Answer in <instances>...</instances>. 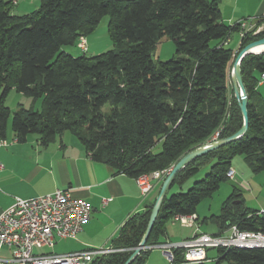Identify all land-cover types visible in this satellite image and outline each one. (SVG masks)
<instances>
[{
	"label": "trees",
	"instance_id": "16d2710c",
	"mask_svg": "<svg viewBox=\"0 0 264 264\" xmlns=\"http://www.w3.org/2000/svg\"><path fill=\"white\" fill-rule=\"evenodd\" d=\"M13 8L12 0H0V136L7 137L11 129L22 143L36 133L48 147L70 132L93 161L137 178L173 167L217 132L223 139L243 127L232 66L245 45L264 37V29L247 32L238 50L228 48L232 34L241 32V22L225 23L220 0H40V7L25 15L13 14ZM106 16L113 50L94 57L64 51L94 33ZM262 24L264 19L258 26ZM165 38L174 41L175 57L154 61ZM241 71L249 97L248 131L178 173L172 187L209 168L186 192L168 197V191L147 248L132 264H146L152 247L167 236L173 216L197 214L201 201L229 180L235 156L244 157L253 172L264 171V100L256 90L264 53L244 57ZM12 90L32 98L33 105L12 112L6 105ZM38 100L39 111L34 107ZM159 141L162 151L153 154ZM154 203L125 221L112 241V252L89 264H125L146 231ZM205 222L217 226V234L232 226L264 233V214L245 209L236 189L220 215ZM217 252L218 263L264 264V248ZM183 253L173 250L170 264H186Z\"/></svg>",
	"mask_w": 264,
	"mask_h": 264
},
{
	"label": "crops",
	"instance_id": "0c3cea01",
	"mask_svg": "<svg viewBox=\"0 0 264 264\" xmlns=\"http://www.w3.org/2000/svg\"><path fill=\"white\" fill-rule=\"evenodd\" d=\"M28 1L36 6L40 2L25 0V3ZM16 5L18 9L21 7L20 0ZM220 8L225 23L232 25L244 21L245 18L259 17L264 11V0H220ZM21 12H27V9H20L16 15L24 14ZM239 34L234 51L239 49L242 41L241 32ZM231 38L232 36L230 43L233 42ZM256 90L264 100V81L258 82ZM73 136L64 134L61 140L43 147L39 139L31 141L28 137L26 142L21 143L13 133L9 137L8 132L5 138L9 144L0 149V213L11 207L18 197L32 198L50 194L57 189H72L74 197L89 202L92 213L77 238L66 239L72 240V243L69 251L62 254L110 249L125 221L155 202L163 183L161 180H153L152 190L144 195L136 178L118 174L110 167L93 161L83 145L74 140ZM104 199L110 201L104 205ZM196 215L199 216L198 213ZM197 223L200 226L199 220ZM169 224L163 244L183 242L194 235L190 232V235L182 236V230ZM9 256L8 248L0 249L1 258ZM167 258L166 251L152 248L146 264H167Z\"/></svg>",
	"mask_w": 264,
	"mask_h": 264
},
{
	"label": "built area",
	"instance_id": "2783aa9c",
	"mask_svg": "<svg viewBox=\"0 0 264 264\" xmlns=\"http://www.w3.org/2000/svg\"><path fill=\"white\" fill-rule=\"evenodd\" d=\"M19 0H12L16 5ZM264 19V11L254 19L241 21V37L251 30L257 34L264 29V24L258 22ZM81 49L87 50V39L80 40ZM264 81V71L259 76V82ZM220 134H214L217 140ZM5 137L0 136V148L8 146ZM0 169L2 166L0 165ZM171 168L158 170L151 174H143L136 178L144 195L153 188V180H162L170 173ZM235 170L227 172L229 179L235 178ZM72 189H57L50 194L32 198H16L15 203L0 213V249L8 248L10 256L0 257V264H89L96 256L108 254L110 249L87 250L67 254L35 253V249L53 248L56 239H75L91 218L92 208L83 198L72 195ZM110 200L104 199L106 205ZM264 214V210L260 212ZM197 215H175L172 221L184 226H196ZM228 245H244V248H264V233L240 230L232 226L227 233L207 234L196 228L193 237L178 243H161L152 248H160L170 252L168 259L172 263L173 250H184L186 264L207 262L208 251L215 248H226Z\"/></svg>",
	"mask_w": 264,
	"mask_h": 264
},
{
	"label": "rangeland",
	"instance_id": "374dc122",
	"mask_svg": "<svg viewBox=\"0 0 264 264\" xmlns=\"http://www.w3.org/2000/svg\"><path fill=\"white\" fill-rule=\"evenodd\" d=\"M21 7L18 9L17 5H14V8L12 10V13L18 14L20 9L24 8L27 9V12H21L24 13L22 15L31 13L35 10H37L40 7V2L38 1V6L33 5L31 1H28L25 3V0H20ZM31 7V8H29ZM29 9V10H28ZM22 11V10H21ZM251 19L245 18L244 21L250 22ZM237 23V22H235ZM233 23V24H235ZM108 24H109V16H106L102 19L99 26L96 28L95 32L89 35L87 39V50L83 51L81 49L80 40H78L73 46H66L64 47V51L71 53L75 57L86 55L87 57H94L101 55L103 53H107L108 51L113 50L114 43L110 37L109 30H108ZM232 24V25H233ZM240 38V34L235 32L232 35L231 41L233 42L229 43L227 45L228 48L234 49L238 43V39ZM176 54V47L174 44V41L170 38L163 39L157 47V50L153 54V60L154 61H169L175 57ZM232 73V72H231ZM35 110H41L42 108V101L38 100L36 103H34ZM6 105L11 109L12 112L17 111L20 107L24 108H30L33 105V99L24 96L22 94L17 93L15 90H12L9 95L6 98ZM109 109V105H106L104 107V111H107ZM9 126H11V120L9 123ZM11 129H9V137H11ZM64 134H71L69 132H65ZM63 134V135H64ZM72 135V134H71ZM31 141L36 139H39V135L34 133L29 135ZM62 137L59 138L61 140ZM74 140L79 141L76 137H72ZM214 135L212 136L211 140L208 142L216 141L213 140ZM58 140V141H59ZM219 140V137L218 139ZM153 154H158L162 151V141H159L153 148H152ZM173 168V167H172ZM208 167L201 170L196 176H194L192 179H190L188 182H186L182 186H174L169 190L168 197L172 196L176 193H182L189 190L196 181H199L205 177V175L208 172ZM232 169L235 170V178L229 179L226 182H223L220 185V188L211 198H206L197 207V213L200 216V226L198 223L196 224L195 228L190 226H184L181 223H175L173 221L170 222V226H177L175 227L178 230H182V236L190 235V232L194 233L196 228L201 233H207V234H215L219 232V229L217 226L211 224V223H202L204 218H208L211 215H220L221 208L224 204V202L229 198V196L234 192V190H237L238 194H241L242 199L244 201V208L251 210V211H262L264 210V171L260 173H255L252 171L248 163L245 161L244 157L242 156H235L232 160ZM171 172V171H170ZM169 175V174H168ZM166 175L163 178V182L165 178L168 176ZM177 237H180L179 234H177ZM72 243V240H61L56 239L55 246L53 248L45 247L41 249H35V253H48L51 252L53 254H62L66 253L70 249V244ZM236 248H244V247H236ZM217 248L210 249L208 251V261L207 264H227L226 261H222L220 263L217 262ZM167 264H170L169 259H166Z\"/></svg>",
	"mask_w": 264,
	"mask_h": 264
},
{
	"label": "water",
	"instance_id": "95a60500",
	"mask_svg": "<svg viewBox=\"0 0 264 264\" xmlns=\"http://www.w3.org/2000/svg\"><path fill=\"white\" fill-rule=\"evenodd\" d=\"M258 47H264V37L245 45L237 54L235 61L233 63V66H232L231 83L234 89L235 97L239 102V106H240V109L243 115V119H244L243 127L237 133H235L234 135L230 137L219 139V140L212 141V142H207L193 149L192 151L184 155L182 158H180V160L173 166L171 172L165 178L161 186V190L156 198V201L152 208V212L150 215V219H149L146 231L138 247L134 250V252L131 254L129 259L125 262V264H132L135 261V259L141 254V252L147 248L146 244H147L148 238L157 220V217L159 215L164 198L167 195L170 188L172 187L174 179L178 175V173H180L191 162L198 159L199 157L204 156L216 149H219L234 141L239 140L248 131L249 129V114H248L249 97H248V92L246 90L243 76H242L241 62L243 58L249 54L264 53V48L258 53L253 51L255 48H258ZM167 255L170 256L171 255L170 252H168Z\"/></svg>",
	"mask_w": 264,
	"mask_h": 264
},
{
	"label": "bare ground",
	"instance_id": "6f19581e",
	"mask_svg": "<svg viewBox=\"0 0 264 264\" xmlns=\"http://www.w3.org/2000/svg\"><path fill=\"white\" fill-rule=\"evenodd\" d=\"M264 47H258V48H255L253 51L254 52H260ZM216 134H219V132H217ZM1 149V148H0ZM234 247H244V245H228L227 246V249H230V248H234Z\"/></svg>",
	"mask_w": 264,
	"mask_h": 264
}]
</instances>
